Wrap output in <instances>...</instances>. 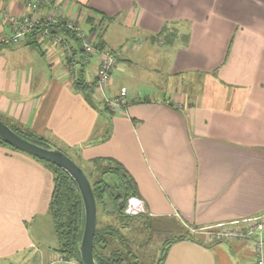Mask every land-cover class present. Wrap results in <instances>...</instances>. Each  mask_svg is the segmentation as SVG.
I'll use <instances>...</instances> for the list:
<instances>
[{"label": "crops", "instance_id": "crops-1", "mask_svg": "<svg viewBox=\"0 0 264 264\" xmlns=\"http://www.w3.org/2000/svg\"><path fill=\"white\" fill-rule=\"evenodd\" d=\"M28 1L47 0H0V119L88 169L99 158L121 164L151 220L192 231L264 216V0H52L120 52L107 86L126 99L120 113L71 82L70 64L87 83L98 59L84 64L70 35L56 34L70 62L48 39L2 43L1 11L22 14ZM53 179L47 165L0 145V264H59ZM195 239L171 243L162 264H254L250 242Z\"/></svg>", "mask_w": 264, "mask_h": 264}, {"label": "trees", "instance_id": "trees-1", "mask_svg": "<svg viewBox=\"0 0 264 264\" xmlns=\"http://www.w3.org/2000/svg\"><path fill=\"white\" fill-rule=\"evenodd\" d=\"M102 20H105L104 16H102ZM48 28L52 29L51 32L53 34L61 32L74 38L73 34L62 25H50ZM32 36L34 35L32 34ZM96 45L100 48L105 47L100 41ZM74 85L77 88L80 86L85 90H89L90 93L92 92L83 78L82 70ZM104 109L107 110L106 108ZM5 124L17 135L31 143L43 148L51 145L41 136L14 125ZM0 145L13 149L2 139H0ZM63 153L67 155L65 152ZM103 161L112 162L114 160L95 159L91 161V167L87 173L82 170L90 183L97 211L92 248L94 260L98 264H142L132 248L138 243L136 239L142 233H146V230L153 228L151 219L145 215L134 217L124 213L128 199L138 196L136 184L121 164L114 161L116 167L112 168L102 166ZM40 162L46 164L52 170L54 177L49 214L58 240L57 252L64 257L75 258L82 264L78 254V245L81 242L84 228V208L79 189L74 180L65 171L47 162ZM119 194L123 197L124 205L120 209L118 208ZM107 207L111 208L112 213H108ZM99 214H102L106 220L102 221ZM189 229L191 230V228L184 229L182 234L166 243L162 256L155 264L163 263L166 250L171 243L183 240H196L195 234L191 233Z\"/></svg>", "mask_w": 264, "mask_h": 264}, {"label": "built area", "instance_id": "built-area-1", "mask_svg": "<svg viewBox=\"0 0 264 264\" xmlns=\"http://www.w3.org/2000/svg\"><path fill=\"white\" fill-rule=\"evenodd\" d=\"M24 6L26 11L19 15L1 11L2 22L7 31L3 43H20L33 34L39 44L45 39L51 40L53 45L59 47L64 58L70 62L73 55L69 45L63 41L61 36L53 34L48 28L50 25H62L73 34L78 42L84 56V64L88 63L93 55L97 56L98 64L94 80L87 82L92 93L101 95L102 104L108 111L112 113L122 111L127 105L125 97L122 95L109 97L107 95V86L113 72L117 69L120 52L97 46L95 38L86 28L83 19H71L63 14L62 2L56 3L52 0L43 3L28 1L24 3ZM75 70L76 65L70 64L68 74L73 84L76 81ZM124 213L129 216L144 215L145 208L142 201L135 197L128 199ZM191 232L202 235L210 242H250L253 248L254 264H264V216L222 223ZM58 263L80 264L75 258L62 255L59 256Z\"/></svg>", "mask_w": 264, "mask_h": 264}, {"label": "water", "instance_id": "water-1", "mask_svg": "<svg viewBox=\"0 0 264 264\" xmlns=\"http://www.w3.org/2000/svg\"><path fill=\"white\" fill-rule=\"evenodd\" d=\"M0 139L14 150L25 153L40 161L55 165L65 171L76 183L84 208V228L78 254L82 264H98L93 257V237L96 228V204L90 183L82 171L67 155L56 147L49 145L43 148L17 135L8 125L0 120ZM108 213H112L107 207Z\"/></svg>", "mask_w": 264, "mask_h": 264}, {"label": "rangeland", "instance_id": "rangeland-1", "mask_svg": "<svg viewBox=\"0 0 264 264\" xmlns=\"http://www.w3.org/2000/svg\"><path fill=\"white\" fill-rule=\"evenodd\" d=\"M110 31L107 34L108 38L112 41V43L117 44L120 41V36ZM105 48L110 49L108 47H105ZM0 120L4 122V119L1 118ZM108 137L109 136H107L104 139V141L107 140ZM66 154H68L69 158H71L72 161L74 160L73 162L77 166H79L84 172L87 173L89 171V169L85 165H83L80 159L73 157L74 155L69 152H66ZM102 164H103L102 166H107V167H112V168L116 167V163H114V161L112 162L103 161ZM123 168L128 173V175H130L127 169L125 167ZM142 203L145 208L144 215L147 217V215L149 216L150 214L147 211L144 201H142ZM99 217L102 221L106 220V218L102 214H99ZM134 217H137V216H134ZM151 222H152L153 228L146 230V233L141 232L142 233L141 236H139L136 239L138 243H136L135 247L132 248V250L136 252V256L137 258H139L142 264H155L156 261L162 256L166 243L172 238L182 234L183 230L186 229L185 226H183L182 228L181 222H179L176 219H152Z\"/></svg>", "mask_w": 264, "mask_h": 264}, {"label": "flooded vegetation", "instance_id": "flooded-vegetation-1", "mask_svg": "<svg viewBox=\"0 0 264 264\" xmlns=\"http://www.w3.org/2000/svg\"><path fill=\"white\" fill-rule=\"evenodd\" d=\"M118 196H119L118 208L120 209V208H122V206H124L123 205V199H122L123 197L120 194Z\"/></svg>", "mask_w": 264, "mask_h": 264}]
</instances>
